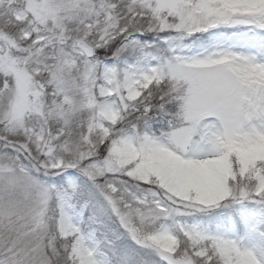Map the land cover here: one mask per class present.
I'll return each mask as SVG.
<instances>
[{"label":"snow or ice","instance_id":"6c2138e0","mask_svg":"<svg viewBox=\"0 0 264 264\" xmlns=\"http://www.w3.org/2000/svg\"><path fill=\"white\" fill-rule=\"evenodd\" d=\"M0 264H264V0H0Z\"/></svg>","mask_w":264,"mask_h":264}]
</instances>
